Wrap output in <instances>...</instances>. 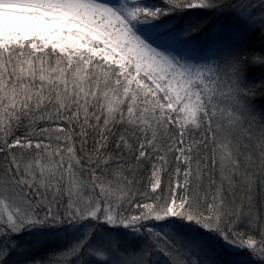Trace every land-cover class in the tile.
<instances>
[{
  "label": "snow or ice",
  "instance_id": "snow-or-ice-1",
  "mask_svg": "<svg viewBox=\"0 0 264 264\" xmlns=\"http://www.w3.org/2000/svg\"><path fill=\"white\" fill-rule=\"evenodd\" d=\"M0 264H264V0H0Z\"/></svg>",
  "mask_w": 264,
  "mask_h": 264
}]
</instances>
